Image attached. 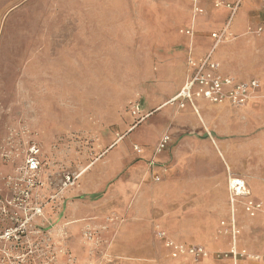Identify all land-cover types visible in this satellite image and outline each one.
<instances>
[{
    "label": "rangeland",
    "instance_id": "rangeland-1",
    "mask_svg": "<svg viewBox=\"0 0 264 264\" xmlns=\"http://www.w3.org/2000/svg\"><path fill=\"white\" fill-rule=\"evenodd\" d=\"M194 5L0 0V264H80L67 247L76 238L64 230L73 222H64L59 200L67 208L81 179L62 180L105 157L131 128L162 122L152 121L163 96L157 87L187 43L182 30L195 24ZM136 101L150 114L141 122L131 110ZM104 116L108 129L91 132ZM34 144L43 162L27 196Z\"/></svg>",
    "mask_w": 264,
    "mask_h": 264
},
{
    "label": "crops",
    "instance_id": "crops-1",
    "mask_svg": "<svg viewBox=\"0 0 264 264\" xmlns=\"http://www.w3.org/2000/svg\"><path fill=\"white\" fill-rule=\"evenodd\" d=\"M199 3L204 12L191 25L195 36L182 33L187 43L174 50L157 87L163 96L152 121L162 122L131 128L105 157L85 165L67 208L66 199L59 200L64 222H73L64 230L76 238L67 247L80 264H264L216 257L232 246L233 220L240 248L264 249V211L250 216L243 202L231 203L229 191V178L241 176L251 197L264 202V0ZM227 3L237 4L234 14ZM222 31L218 42L212 33ZM191 52L197 59L211 53L221 74L259 80L257 96L237 109L204 99L185 107L169 103L185 84ZM108 126L104 116L91 132L102 134ZM166 132L171 141L157 152ZM137 141L145 143L142 153L134 150ZM168 239L202 245L209 255L173 258Z\"/></svg>",
    "mask_w": 264,
    "mask_h": 264
},
{
    "label": "built area",
    "instance_id": "built-area-1",
    "mask_svg": "<svg viewBox=\"0 0 264 264\" xmlns=\"http://www.w3.org/2000/svg\"><path fill=\"white\" fill-rule=\"evenodd\" d=\"M220 6V3L216 4ZM226 6L230 8L232 14L237 10V4L227 3ZM194 17L197 14L204 12L200 6L199 0H195L194 5ZM260 30V29H259ZM182 33L194 37V26H190L187 29L182 30ZM213 37L218 42L222 41L225 37V31L222 33L214 32ZM187 78L185 84L176 96L171 98L169 103H178L181 107H185V103L189 100L194 103L195 99H204L214 104H230L233 107L239 108L246 105L250 99L257 96L258 89L260 88V82L257 79L251 80H236L231 76L221 74L219 72V65L212 59V54L206 55L204 58L197 59L191 52L187 58ZM195 105V104H194ZM196 106V105H195ZM132 114L135 116L137 122L143 121L150 114L143 113V107L139 101H136L132 105ZM159 143L156 147L157 152L164 150L171 141V136L168 132L163 133L159 139ZM135 152L142 153L144 148L137 144L134 147ZM41 149L34 144L28 151L27 164H26V180L28 189L26 190L27 196L30 193L29 188H32L38 183L36 178L38 171L42 166L40 154ZM80 173L71 174L68 173L65 179L62 180L64 186L75 185L80 179ZM159 178V177H157ZM229 191L231 203L243 202L244 208L248 214L255 217L259 212L264 211V202L256 201L251 197V191L248 189L246 181L241 176L232 175L229 178ZM224 225V223H222ZM241 230L237 226L235 220L232 222V246L227 252L218 253L217 258L227 259L232 258L237 261L242 258H249L253 260H264V249L260 253L251 252L247 248H240L238 243V236ZM160 236L165 237L166 232L160 231ZM166 245L171 249V256L173 258L180 256H190L195 260L207 257L209 255L208 250L197 244L187 245L172 240H167Z\"/></svg>",
    "mask_w": 264,
    "mask_h": 264
}]
</instances>
